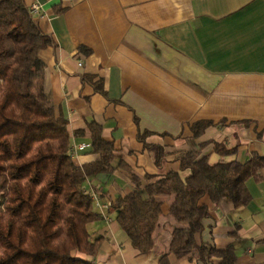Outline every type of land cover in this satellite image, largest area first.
Segmentation results:
<instances>
[{
  "label": "crops",
  "instance_id": "obj_1",
  "mask_svg": "<svg viewBox=\"0 0 264 264\" xmlns=\"http://www.w3.org/2000/svg\"><path fill=\"white\" fill-rule=\"evenodd\" d=\"M24 3L28 9L39 6L32 18L51 39L39 53L43 88L55 113L69 124L77 166L97 158L90 140L75 134L90 122L113 142L114 164L122 160L140 177L180 172L176 154L184 151H198L211 165L264 156V0ZM199 121L212 126L194 138L191 126ZM214 143L236 152L221 156ZM84 144L89 147L75 149ZM158 148L169 154L160 170ZM258 174L259 180L245 182L251 202L244 208L203 200L210 213L202 221L201 242L217 249L232 244L236 264H264V169ZM133 189L120 170L83 184L101 216L88 226L100 240L94 264H159L166 253L168 231L158 238L164 240L161 249L155 242L153 251L140 254L115 221L112 203ZM168 261L198 264L174 255ZM209 262L220 264L216 258Z\"/></svg>",
  "mask_w": 264,
  "mask_h": 264
},
{
  "label": "trees",
  "instance_id": "obj_2",
  "mask_svg": "<svg viewBox=\"0 0 264 264\" xmlns=\"http://www.w3.org/2000/svg\"><path fill=\"white\" fill-rule=\"evenodd\" d=\"M50 44L24 0H0V264H94L100 240L92 238L88 226L101 216L83 184L116 170L128 176L134 189L111 207L115 221L140 254L153 251L163 198L172 196L169 215L178 225L170 232L159 264H169V255L198 264H210L213 258L220 264H236L232 244L217 249L201 242L202 221L210 213L203 200L246 207L251 196L245 182L260 179L264 156L251 154L245 163L211 165L207 157L199 158L198 151H184L176 154V160L179 171L188 172L185 178L174 171L140 177L122 160L114 164L113 142L103 139L101 126L90 122L75 134L90 140L97 158L77 166L69 124L55 113L43 88L45 63L39 53ZM79 51L90 53L84 47ZM211 126L206 121L194 123L193 137ZM214 151L229 156L236 149L214 143ZM168 155L158 148L159 170Z\"/></svg>",
  "mask_w": 264,
  "mask_h": 264
},
{
  "label": "rangeland",
  "instance_id": "obj_3",
  "mask_svg": "<svg viewBox=\"0 0 264 264\" xmlns=\"http://www.w3.org/2000/svg\"><path fill=\"white\" fill-rule=\"evenodd\" d=\"M173 200L172 196H167L163 198V212L161 215L160 223H159V228H161V231H157L154 238L155 242L159 244V248L161 249V243L164 242L162 240L161 242L158 241L159 236L163 239L167 236V231H168V239H170V232L173 229L174 226H177L178 224L176 221L169 215V211L165 212L166 208L170 207V204ZM166 245V244H165ZM168 245V244H167ZM163 253V252H162Z\"/></svg>",
  "mask_w": 264,
  "mask_h": 264
},
{
  "label": "built area",
  "instance_id": "obj_4",
  "mask_svg": "<svg viewBox=\"0 0 264 264\" xmlns=\"http://www.w3.org/2000/svg\"><path fill=\"white\" fill-rule=\"evenodd\" d=\"M38 11H39V6L36 5V4H32L30 6V8H29V12H30L31 15H34V14L38 13ZM78 66H81V63H78ZM88 147H89L88 144L87 145L84 144V145L77 146L75 149L81 151V150H84V149H86ZM101 208H103V206Z\"/></svg>",
  "mask_w": 264,
  "mask_h": 264
}]
</instances>
